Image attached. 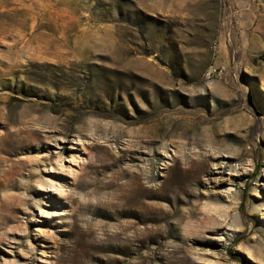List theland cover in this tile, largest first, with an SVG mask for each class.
<instances>
[{"label": "rangeland", "instance_id": "374dc122", "mask_svg": "<svg viewBox=\"0 0 264 264\" xmlns=\"http://www.w3.org/2000/svg\"><path fill=\"white\" fill-rule=\"evenodd\" d=\"M0 264H264V0H0Z\"/></svg>", "mask_w": 264, "mask_h": 264}, {"label": "built area", "instance_id": "2783aa9c", "mask_svg": "<svg viewBox=\"0 0 264 264\" xmlns=\"http://www.w3.org/2000/svg\"><path fill=\"white\" fill-rule=\"evenodd\" d=\"M226 68L224 66H211L206 72V77L222 78L225 74ZM205 77V78H206Z\"/></svg>", "mask_w": 264, "mask_h": 264}, {"label": "bare ground", "instance_id": "6f19581e", "mask_svg": "<svg viewBox=\"0 0 264 264\" xmlns=\"http://www.w3.org/2000/svg\"><path fill=\"white\" fill-rule=\"evenodd\" d=\"M36 53V51H33V50H29V51H24L23 53L24 54H28V55H34L35 53ZM40 53H41V51H40ZM207 78H214V77H207ZM32 112H34V110L33 109H29L28 110V114H31Z\"/></svg>", "mask_w": 264, "mask_h": 264}]
</instances>
